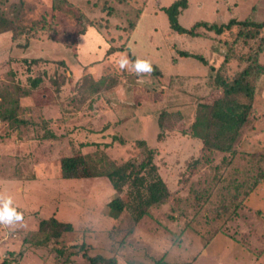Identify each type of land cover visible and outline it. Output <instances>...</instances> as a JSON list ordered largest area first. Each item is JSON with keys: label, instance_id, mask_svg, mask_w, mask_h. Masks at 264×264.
<instances>
[{"label": "rangeland", "instance_id": "374dc122", "mask_svg": "<svg viewBox=\"0 0 264 264\" xmlns=\"http://www.w3.org/2000/svg\"><path fill=\"white\" fill-rule=\"evenodd\" d=\"M20 1L0 0V12H23ZM135 1L145 6L130 33ZM176 1L25 0L27 13L17 28L21 38L12 40L14 31L0 33V91H13L15 85L28 89L19 115L41 127L38 133L35 124L23 127L27 133L20 139L0 119V195L12 196L24 214L19 224L0 225V264H89L84 252L115 255L118 264H153L160 258L264 264V76L256 111L242 127L235 153L204 154L203 141L190 126L199 103L221 94L213 84V67L220 66L237 26L220 34L200 25L196 35L181 34L171 28L166 12ZM28 12L38 13L39 25L49 26L32 28ZM253 12L264 18V0H188L178 21L186 28L199 21L219 25ZM179 50L200 54L207 63ZM124 55L130 61L151 60L161 76L137 77L131 63L121 70ZM260 60L264 63V54ZM34 78L40 81L32 88ZM101 79L105 82L93 93V83ZM163 111L180 116L161 126ZM48 126L67 131L68 138H41ZM147 147L155 150L154 162L170 195L138 222L129 210L118 218L109 214L108 203L119 193L106 176L60 177L64 155H89L101 169L104 163L137 158ZM128 191L120 193L125 200ZM50 216L74 226L62 241L84 243L69 262L58 259L51 245L24 243L27 232Z\"/></svg>", "mask_w": 264, "mask_h": 264}, {"label": "trees", "instance_id": "16d2710c", "mask_svg": "<svg viewBox=\"0 0 264 264\" xmlns=\"http://www.w3.org/2000/svg\"><path fill=\"white\" fill-rule=\"evenodd\" d=\"M20 4L21 8H24L23 12L19 11L15 16L12 13L5 14L0 12V33L14 31L12 40L15 41L23 35L22 29L17 31L19 26L18 22L20 24L25 18L24 12L27 13L25 0H21ZM134 5L138 12L136 19L129 22L127 29L130 33L136 28L145 6L141 3L138 5L136 1ZM186 6H188V0H178L166 11L169 16L171 28L181 34L189 33L196 35V28L200 25H205L208 30H215L220 34L225 30H230L234 26H237V30L232 34V39L228 44V50L225 52L220 66L218 68L213 67L215 71L213 84L221 90V94L211 103H199L195 120L190 126V133L202 139L204 154H211L215 151L235 153L234 145L240 136L241 129L250 115L256 111V90L261 78L264 76V63L260 60V56L264 54V18H260L256 14L254 15L253 12L255 17L251 13L244 19H232L228 23L219 25L199 21L192 28H186L178 21L180 8ZM28 13L32 15L31 17L28 15V20L33 21L32 28L42 30L46 26H49L39 25L40 18L38 13ZM92 24L90 25L96 26L94 22ZM96 28L101 31V27ZM65 42L69 44L67 40ZM121 48L123 49V47L116 49ZM74 53L76 52L74 51ZM179 54L188 58H197L207 63L206 59L197 53L179 50ZM131 58L133 60L136 59L134 57ZM37 61L38 59H33L31 62ZM153 68L154 71L151 75L161 76V69L154 64ZM39 81V78H34L31 82V87H36ZM104 82L103 79L94 82L91 91L93 93L98 92L101 89V83ZM28 95H30L29 90L22 89L20 85H15L13 91L9 89L0 91V119L8 122L11 128L18 132L17 136L20 139H25L24 134L27 131L23 133L25 131L22 129L25 126L29 128L35 124L36 127L34 129H36L37 133L41 131V127L36 124V120L32 121L28 117L19 115V112H23L20 99L22 96ZM40 105L46 106L48 104ZM179 116V112L168 113L167 111H163L158 121L163 126L166 122L173 123L176 119L174 117ZM48 122L50 124L52 123L51 120H48ZM48 128L49 131L41 135V138L43 137L51 141V139L54 140L59 138V136H66L67 131L58 133L55 127L48 126ZM140 143L146 144V142L141 141ZM79 154L81 153L76 152L71 155H64L59 159L60 177L62 179H75L95 175L106 176L114 189L119 193L108 203L109 214L114 218L121 216L124 210H129L133 219L138 222L147 214L152 206L165 203L170 195L169 188L154 162L155 150L153 148L147 147L139 157L127 159L119 165L115 163L111 165H109L110 163H104L101 169L98 168L94 160H88L90 158L89 155ZM263 176L264 173H261V177ZM125 187L129 189L127 200L120 196V193L123 192ZM73 230L74 226L71 222L61 221L55 216L41 218L38 228L27 232L24 243L33 245L35 248L51 245L59 255L57 257L58 259L69 262L70 256L75 255L79 249L84 247V243L67 244L62 241L63 236ZM11 254L14 253L12 252ZM21 254H23V251L19 252V256ZM83 254L89 264H118L115 255L107 256L104 252L92 254L84 252ZM6 264H10V262L7 261ZM153 264L190 263L169 262L160 258L154 259Z\"/></svg>", "mask_w": 264, "mask_h": 264}, {"label": "clouds", "instance_id": "9594fccd", "mask_svg": "<svg viewBox=\"0 0 264 264\" xmlns=\"http://www.w3.org/2000/svg\"><path fill=\"white\" fill-rule=\"evenodd\" d=\"M130 63L137 77L151 74L154 71L151 60L137 57L134 61H130L126 55L120 58L119 67L121 70H126ZM23 220L24 214L18 211V205L14 204L13 197L0 195V225L12 227L23 222Z\"/></svg>", "mask_w": 264, "mask_h": 264}]
</instances>
